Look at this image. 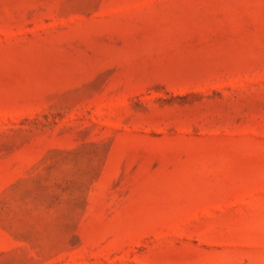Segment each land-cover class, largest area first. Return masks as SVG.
<instances>
[{
	"label": "rangeland",
	"instance_id": "374dc122",
	"mask_svg": "<svg viewBox=\"0 0 264 264\" xmlns=\"http://www.w3.org/2000/svg\"><path fill=\"white\" fill-rule=\"evenodd\" d=\"M0 264H264V0H0Z\"/></svg>",
	"mask_w": 264,
	"mask_h": 264
}]
</instances>
